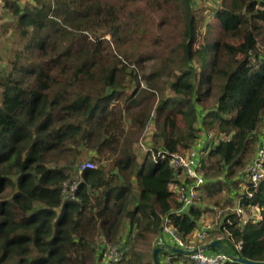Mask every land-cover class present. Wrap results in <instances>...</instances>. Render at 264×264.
Wrapping results in <instances>:
<instances>
[{
	"label": "trees",
	"instance_id": "16d2710c",
	"mask_svg": "<svg viewBox=\"0 0 264 264\" xmlns=\"http://www.w3.org/2000/svg\"><path fill=\"white\" fill-rule=\"evenodd\" d=\"M196 1H2L0 264H191L157 245L164 218L189 243L217 208L205 250L264 263V178H245L264 126V0ZM150 126L156 157L140 163ZM201 138L205 185L177 214L171 157ZM127 238L108 262L101 240Z\"/></svg>",
	"mask_w": 264,
	"mask_h": 264
},
{
	"label": "built area",
	"instance_id": "2783aa9c",
	"mask_svg": "<svg viewBox=\"0 0 264 264\" xmlns=\"http://www.w3.org/2000/svg\"><path fill=\"white\" fill-rule=\"evenodd\" d=\"M209 137L211 136L207 135L208 139H210ZM140 145H142L147 153L150 152L153 158L156 157V153L151 147H146L143 143ZM205 147L206 144L201 138L187 153L173 154L171 157L174 173L177 175L179 174L181 178V183L176 186L174 190L175 197L181 204V208L176 211L177 214L187 212L196 204L200 189L205 185L206 180L198 172V167L202 159V151ZM157 156L162 158V153L159 152ZM94 167V163L88 161L82 165L79 173L81 174L88 169H94ZM245 178L249 179V182L253 183L255 186L264 178V128L261 133L258 152L252 164L247 168ZM187 180L190 182H187ZM75 189L76 187L73 186L68 193L65 186L64 194L69 198ZM233 210L243 221L255 222L258 220L256 216L257 211L245 208L241 203V199L235 200ZM208 237L209 228H201L195 232L193 240L203 242ZM220 239H222V237L218 240ZM189 243L171 227L169 219L165 217L162 224L161 236L157 241V245H159L160 248L169 246L175 251H181L191 264H228V262L231 261V257L225 252H208L205 250V246L194 247L189 245ZM101 250L105 252L108 262L118 263L123 260L124 254L128 253L129 246L127 242L123 240L113 245L103 243Z\"/></svg>",
	"mask_w": 264,
	"mask_h": 264
},
{
	"label": "rangeland",
	"instance_id": "374dc122",
	"mask_svg": "<svg viewBox=\"0 0 264 264\" xmlns=\"http://www.w3.org/2000/svg\"><path fill=\"white\" fill-rule=\"evenodd\" d=\"M2 1H4V0H0V17L2 16V7L4 6V2H2ZM25 1H27V0H23V2H25ZM197 6L200 9H208V7L212 8L211 6H214V2H213V0L212 1L197 0L196 3H195V7H197ZM4 21H6L8 23H11V20L9 18H4L3 17V18L0 19V46L3 44L1 42V40H3V39L8 44H9V41H10L9 45L12 44V39L9 40V37L13 36V32L10 31V30L6 31V32L2 31V29H3L2 24H3ZM214 24L217 26V23H214ZM217 28L220 29L219 25L217 26ZM5 45H7V44H5ZM1 67H0V69H1ZM8 70H9V68H8ZM151 127L152 126L149 127L144 140L141 141L143 143V145H145L146 147H150V145L147 144V143L149 142L151 134H152ZM263 128H264V126L261 128V132L263 131ZM260 135H261V133H260ZM259 142H260V139H259ZM258 146H259V144H258ZM136 150H137V155H138V158H139V162L141 163L143 161V157L146 155L147 152L145 151V149L140 144L136 147ZM241 190H242V186H241L239 192H241ZM200 195H201V193H200ZM215 208H217V207H215ZM219 209L220 208H217L214 213L213 212L207 213L205 218H204V220H203L204 223H202L200 228H199V229H201V228H209V237L203 242H199V241L193 240L192 242L189 243V245L196 246L195 242H197L198 243L197 246L202 247V246H205L209 242L208 239L210 238V231L219 230V227H220L221 223H223V219H221L222 211L219 210ZM232 211H234V210L232 209ZM132 237L133 236H131V238ZM220 237H222V236L219 235L217 237V239H219ZM129 240L130 239H128L127 244L129 246V249H130ZM103 241L104 240H101L102 244L106 243V242H103ZM161 262H162V264H169L168 258L161 259Z\"/></svg>",
	"mask_w": 264,
	"mask_h": 264
},
{
	"label": "water",
	"instance_id": "95a60500",
	"mask_svg": "<svg viewBox=\"0 0 264 264\" xmlns=\"http://www.w3.org/2000/svg\"><path fill=\"white\" fill-rule=\"evenodd\" d=\"M218 245H219V243L216 242V243L213 244V247H218ZM179 252H181V251H179ZM242 262H246V263H250V264H264V263H251V262L244 261V260H242Z\"/></svg>",
	"mask_w": 264,
	"mask_h": 264
},
{
	"label": "crops",
	"instance_id": "0c3cea01",
	"mask_svg": "<svg viewBox=\"0 0 264 264\" xmlns=\"http://www.w3.org/2000/svg\"><path fill=\"white\" fill-rule=\"evenodd\" d=\"M160 237V236H159ZM178 264H183V262L182 261H180Z\"/></svg>",
	"mask_w": 264,
	"mask_h": 264
},
{
	"label": "bare ground",
	"instance_id": "6f19581e",
	"mask_svg": "<svg viewBox=\"0 0 264 264\" xmlns=\"http://www.w3.org/2000/svg\"><path fill=\"white\" fill-rule=\"evenodd\" d=\"M218 232V231H217ZM228 233V232H227ZM228 236V235H227ZM231 236V235H230ZM229 237V236H228ZM214 242V241H213Z\"/></svg>",
	"mask_w": 264,
	"mask_h": 264
}]
</instances>
